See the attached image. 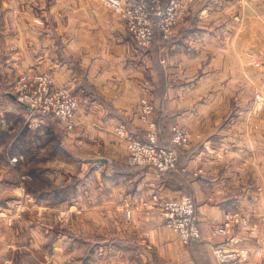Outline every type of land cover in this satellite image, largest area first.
Here are the masks:
<instances>
[{
	"label": "crops",
	"instance_id": "crops-1",
	"mask_svg": "<svg viewBox=\"0 0 264 264\" xmlns=\"http://www.w3.org/2000/svg\"><path fill=\"white\" fill-rule=\"evenodd\" d=\"M5 1V7L0 3V73L3 69L8 78L29 70L50 74L54 86L68 90L79 107L74 128L57 131L0 93V118L22 120L26 129H36L30 124L38 121L46 129L38 131L42 138L49 132L55 136L58 173L63 166L65 174L66 168L93 167V192L100 196L96 211L104 208L106 219L115 222L110 214L120 216L124 231L138 232L136 241L147 257L139 256L140 263L215 264L211 248L223 239L211 227L225 212H237L259 224L246 243L245 264H264V0H192L172 37L164 42L155 32L152 46L144 49L100 0ZM142 98L152 104L159 142H168L174 124L190 134L189 147L179 152L178 166L169 173L129 167L124 142L113 133L123 124L144 136ZM41 167V180H49V166ZM35 174L31 178L38 182ZM43 188L40 195L48 197ZM153 194L161 200L190 196L200 239L184 245L164 226L156 207L138 205L129 209L130 218L120 210L125 203L149 202ZM9 239L0 237V264L17 260ZM147 244L152 253L144 249Z\"/></svg>",
	"mask_w": 264,
	"mask_h": 264
},
{
	"label": "rangeland",
	"instance_id": "rangeland-1",
	"mask_svg": "<svg viewBox=\"0 0 264 264\" xmlns=\"http://www.w3.org/2000/svg\"><path fill=\"white\" fill-rule=\"evenodd\" d=\"M191 1H177L181 7L180 14L184 12L185 6L190 4ZM144 2L145 4L148 3ZM0 3L4 7L7 6L5 0H1ZM150 6L151 4H148V7ZM164 6L166 5H163L162 0L161 7ZM34 7L39 6L35 4ZM36 11L38 12L37 9ZM153 15L154 11L152 10L150 15L151 24ZM34 18L35 22L40 20L37 23L43 24L40 17L34 16ZM158 31L161 32L159 27ZM160 36L164 41L170 39H164L162 33H160ZM1 71L0 93L14 97L10 93L11 86L20 74L12 72L8 78L5 77L7 73L3 69ZM29 72L35 73L32 70H29ZM16 76L17 78L14 80ZM13 80L14 82L11 83ZM7 81L9 82L7 83ZM257 101L260 102L261 100L257 99ZM7 102L2 103L1 107H8ZM35 114L41 122L45 120L42 116ZM0 119L3 120L0 124V193L3 195L0 197V237H10L14 256H17L14 264H21L25 261L30 264H141L139 256H143L141 260H147L143 253L142 244L140 245L136 241L138 232L136 233L134 230L128 233L127 228L128 231H124L122 226L124 221L121 220L120 216L110 214L115 220L113 222L106 219L109 217H107L104 208L96 211L100 196L93 192L95 182L97 183V181L93 182V167L90 169L89 166H82V169L75 170L65 167L67 172L65 174L63 166L60 168V173H58L57 164L59 162L56 160L58 149L55 136H52L49 132L50 136L44 135V138H42L38 131L45 132L46 129L36 125L38 121L31 123L32 125L30 124L32 128L36 129H26L22 120L19 121L9 116ZM6 120L8 121L6 122ZM12 120L13 122H11ZM9 121L10 123H8ZM52 123L57 131L69 132L74 128L66 129L56 119ZM9 125L13 126L12 130H9L10 132L2 130L5 127L8 128ZM66 160L71 162L70 158ZM125 162L127 163L126 158ZM46 164L50 168L51 176L49 180L42 181L39 170L42 169L41 166ZM128 166L141 167L138 165ZM32 169L33 172H31ZM79 172L81 175H75ZM32 173L39 175L38 182L32 180ZM58 175L60 176L58 177ZM43 176L46 178L45 175ZM75 177L78 180H74ZM58 183L62 186L58 187ZM42 187H44L43 190L50 191L48 197L40 195ZM154 197L159 198L156 194H153L149 202L143 201L134 205L125 203L121 205L120 210L126 218H130L126 215V209L138 210V205H142L146 210L156 207L162 219L160 214L162 204L160 205L158 201H154ZM9 229H12L11 232H8ZM246 233V230L240 229L241 244L244 246H247L246 243H249V239L253 238H248ZM143 235L148 237L146 232ZM122 236L127 239H123ZM189 242L192 241L183 242V244L186 245ZM151 248L149 244L144 247L149 253L153 252ZM249 257L250 253L244 264ZM143 264H148V262L144 261Z\"/></svg>",
	"mask_w": 264,
	"mask_h": 264
},
{
	"label": "built area",
	"instance_id": "built-area-1",
	"mask_svg": "<svg viewBox=\"0 0 264 264\" xmlns=\"http://www.w3.org/2000/svg\"><path fill=\"white\" fill-rule=\"evenodd\" d=\"M101 5L115 13L124 23L137 46L148 48L152 45L151 11L158 17V27L164 39L171 38L181 12L178 0H169L161 7L162 0H100ZM148 2L145 4V2ZM148 4H151L148 7ZM40 22V20H37ZM10 93L14 99L30 108L40 116H51L62 123L66 129L75 126V115L79 104L76 98L64 88L54 86L53 77L45 73L22 72L11 86ZM260 100V96H256ZM140 118L146 124L142 138L127 131L123 124L113 127L115 136L124 142L128 165L153 168L158 173H165L175 168L178 158L177 150L190 145V134L183 127L171 126L172 148L158 144L156 126L151 118L152 105L145 99L140 100ZM257 107L261 104L258 102ZM161 206L163 224L174 230L186 243L200 239L198 218L195 214L193 200L190 196H180L161 200L154 197ZM126 209V215L130 216ZM264 223V219L262 220ZM259 224L241 216L237 212H225L220 223L211 227L212 234L223 238L212 245V256L215 264H244L250 249L241 244L240 229L246 230L248 238L254 237ZM245 236V237H246ZM258 256V251H255Z\"/></svg>",
	"mask_w": 264,
	"mask_h": 264
},
{
	"label": "trees",
	"instance_id": "trees-1",
	"mask_svg": "<svg viewBox=\"0 0 264 264\" xmlns=\"http://www.w3.org/2000/svg\"><path fill=\"white\" fill-rule=\"evenodd\" d=\"M152 20H153V22H152V31H153V39H152V43L154 42V37H155V32H158L159 33V31H158V17L154 14L153 16H152ZM159 38L162 40V38H161V36H160V33H159ZM159 39V40H160ZM162 41H164V40H162ZM164 42H167V41H164ZM152 46V45H151ZM14 106L16 107V108H21V109H26V107L24 106V105H22V104H20V103H17V101H16V103L14 102ZM44 119H45V121L50 125V126H52V127H54L53 126V121H55V119L54 118H52L51 116H42ZM141 138V137H140ZM157 140H158V144H160V145H163V146H165V147H168V148H172L173 147V143H172V140H171V133L169 132V137H168V142L167 143H162V142H159V139L157 138ZM181 150H183V149H178L177 150V152H178V156H179V152L181 151ZM177 166H178V158H177V161H176V164H175V168H173V169H170V170H168L167 172H165V173H169V172H171V171H174L176 168H177ZM193 200V199H192ZM193 203H194V201H193ZM194 208H195V204H194ZM195 214H196V212H195ZM196 216H197V214H196ZM198 229H199V227H198ZM200 231V230H199ZM199 240V239H198ZM197 240V241H198ZM192 242H196V241H192ZM192 242H189L188 244H190V243H192ZM187 244V245H188Z\"/></svg>",
	"mask_w": 264,
	"mask_h": 264
},
{
	"label": "water",
	"instance_id": "water-1",
	"mask_svg": "<svg viewBox=\"0 0 264 264\" xmlns=\"http://www.w3.org/2000/svg\"><path fill=\"white\" fill-rule=\"evenodd\" d=\"M27 109L31 110L30 108H28L27 106H25Z\"/></svg>",
	"mask_w": 264,
	"mask_h": 264
}]
</instances>
